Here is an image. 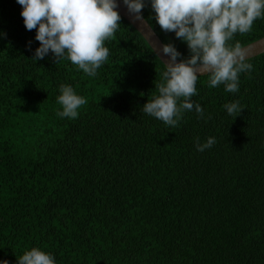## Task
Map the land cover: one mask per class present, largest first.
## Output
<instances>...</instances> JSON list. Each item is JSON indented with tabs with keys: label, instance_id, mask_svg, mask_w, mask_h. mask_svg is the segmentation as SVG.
Instances as JSON below:
<instances>
[{
	"label": "trees",
	"instance_id": "16d2710c",
	"mask_svg": "<svg viewBox=\"0 0 264 264\" xmlns=\"http://www.w3.org/2000/svg\"><path fill=\"white\" fill-rule=\"evenodd\" d=\"M148 1L142 15L188 58ZM21 11L0 0V261L37 248L55 264H264V53L236 93L199 77L203 116L171 127L142 110L166 68L127 19L90 77L51 51L31 59L40 42ZM263 36L258 18L229 44ZM62 84L87 100L75 119L56 114Z\"/></svg>",
	"mask_w": 264,
	"mask_h": 264
},
{
	"label": "clouds",
	"instance_id": "9594fccd",
	"mask_svg": "<svg viewBox=\"0 0 264 264\" xmlns=\"http://www.w3.org/2000/svg\"><path fill=\"white\" fill-rule=\"evenodd\" d=\"M17 3L22 6L20 15L25 28L37 30L35 39L40 46L31 59H44L51 51L56 63L67 59L88 76L97 75L109 58L105 41L113 39L121 25L117 0H17ZM123 4L133 21L143 19L145 0H123ZM150 5L161 30L174 32L176 38L186 42L189 56L177 62L181 53L175 46L162 45L158 54L169 58L162 62L166 68L163 80L155 84L158 95L148 100L142 110L166 126L178 127L185 111L194 110L200 117L204 114L201 105L192 102L199 77L207 76L210 88L224 85L226 92L239 91V74L251 72L253 65L247 62L248 51L239 42L232 46L229 41L237 33H249L254 21L264 18V0H150ZM59 91L56 99L62 110L57 111V116L77 118L78 110L87 104L86 98L77 95L69 85H60ZM224 108L235 117L243 110L238 101L225 104ZM215 143L214 137L203 144L197 138L196 147L204 152ZM18 264H55V258L32 248L18 258Z\"/></svg>",
	"mask_w": 264,
	"mask_h": 264
},
{
	"label": "water",
	"instance_id": "95a60500",
	"mask_svg": "<svg viewBox=\"0 0 264 264\" xmlns=\"http://www.w3.org/2000/svg\"><path fill=\"white\" fill-rule=\"evenodd\" d=\"M117 3L119 4V7L116 9V11H118L121 16L127 19L141 33V35L146 39L152 49L157 50L154 52L157 54L159 59L162 62H166L169 58L167 56H164L162 53L158 54V51L162 47V45H164V42L155 31V29L151 26L149 21L143 15L142 20L133 21L127 11L126 6L123 4V0H117ZM242 47H244L248 51L249 58L262 54L264 53V36ZM179 60L180 59L178 58L177 62H179Z\"/></svg>",
	"mask_w": 264,
	"mask_h": 264
},
{
	"label": "rangeland",
	"instance_id": "374dc122",
	"mask_svg": "<svg viewBox=\"0 0 264 264\" xmlns=\"http://www.w3.org/2000/svg\"><path fill=\"white\" fill-rule=\"evenodd\" d=\"M149 2V4H150V1H148Z\"/></svg>",
	"mask_w": 264,
	"mask_h": 264
}]
</instances>
